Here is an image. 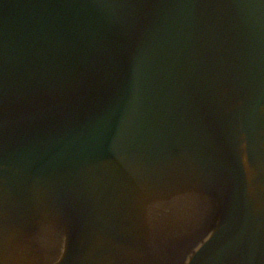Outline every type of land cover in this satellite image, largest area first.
<instances>
[{"label": "water", "instance_id": "obj_1", "mask_svg": "<svg viewBox=\"0 0 264 264\" xmlns=\"http://www.w3.org/2000/svg\"><path fill=\"white\" fill-rule=\"evenodd\" d=\"M0 264H264V0H0Z\"/></svg>", "mask_w": 264, "mask_h": 264}]
</instances>
